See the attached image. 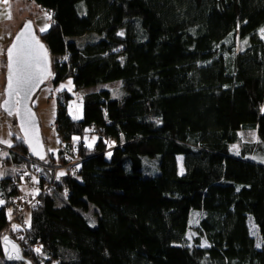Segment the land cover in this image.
<instances>
[{"label":"trees","instance_id":"1","mask_svg":"<svg viewBox=\"0 0 264 264\" xmlns=\"http://www.w3.org/2000/svg\"><path fill=\"white\" fill-rule=\"evenodd\" d=\"M33 1L55 22L41 37L62 58L50 83L122 92L86 94L80 120L58 92L57 154L45 161L14 139L0 157V240L31 264H264V164L253 161L264 154V0ZM73 142L76 175L12 228L26 170L49 182L46 166L65 164ZM157 156L158 174L143 175L142 158ZM0 264L24 263L0 249Z\"/></svg>","mask_w":264,"mask_h":264},{"label":"rangeland","instance_id":"2","mask_svg":"<svg viewBox=\"0 0 264 264\" xmlns=\"http://www.w3.org/2000/svg\"><path fill=\"white\" fill-rule=\"evenodd\" d=\"M84 14V10L79 12ZM10 16V18H9ZM50 16L47 12L43 11L33 0H0V103L3 100V86L4 76L1 72V68L6 65L5 52L9 44L11 43L15 33L19 28L27 21H31L35 27L36 34L39 38L44 36L53 25V22L49 23ZM59 27L64 30L65 36H69L68 30H66L59 22ZM43 29V30H42ZM62 60L61 57H53L52 62ZM120 87L119 82L109 83L104 86L92 87L79 92L74 91L73 83L70 79L65 80L56 86L50 82L45 84L37 93L32 101V106L36 110V114L39 120L42 138L45 143V150L49 154H57L58 139L55 134V130L52 128V122L55 117L56 111V94L60 91H67L71 95V99L68 102V111L70 116L74 120H80L83 112V97L86 94L96 93L101 90L113 91V98H118L121 95L120 91L115 92ZM15 138H20V134L15 126L14 121L7 117L0 109V156H7L5 148H11ZM240 138L242 142H254L257 141L255 132H241ZM84 141L91 148L97 142V135H86ZM11 145V146H9ZM159 157L142 158V173L145 176H154L159 172ZM253 161L257 164H264V154H257L253 157ZM60 167V166H56ZM179 172H183L181 159L178 162ZM7 173L5 169L0 170V173ZM59 173V172H58ZM57 174V172H56ZM44 180V178H41ZM45 182V180H44ZM44 184L40 185V188ZM25 192L37 195V189L31 190L29 186L22 188ZM10 219L13 222V216L10 214ZM17 223H12V228L17 227ZM95 225L92 224V226ZM250 232L252 237L256 241L257 247H260L261 241L257 227L252 222L249 223Z\"/></svg>","mask_w":264,"mask_h":264},{"label":"water","instance_id":"3","mask_svg":"<svg viewBox=\"0 0 264 264\" xmlns=\"http://www.w3.org/2000/svg\"><path fill=\"white\" fill-rule=\"evenodd\" d=\"M26 25H30V27H26ZM21 33H23V36H20ZM18 36H20L19 40L17 39ZM13 44L17 45V49H19L22 45H30L32 54L38 58L39 68L45 70L44 79L32 87L31 91L27 92V94L24 92H21L20 94H16L15 92L9 94L10 89L8 87V78L10 73L8 68L9 58L7 50L11 48ZM37 45H41L42 49ZM44 53H46V57ZM5 56L6 65L4 72L3 100L0 103V109L7 117L14 121L20 137L28 149L29 155L37 161L45 160L47 153L41 134L39 120L36 110L32 106V101L39 90L51 80L53 65L52 56L50 55L43 40L37 36L35 27L31 21L25 22L15 33L11 43L6 49ZM13 71H15V63H13ZM0 249L2 257L7 262H22L24 264H31L22 256L19 245L8 235H5L0 240ZM9 256L13 258L10 259Z\"/></svg>","mask_w":264,"mask_h":264},{"label":"built area","instance_id":"4","mask_svg":"<svg viewBox=\"0 0 264 264\" xmlns=\"http://www.w3.org/2000/svg\"><path fill=\"white\" fill-rule=\"evenodd\" d=\"M53 22V25H55V22L52 17L49 19V23ZM50 23V24H51ZM59 148L65 152L66 150V145L60 144ZM76 148V142H73L70 147H69V154L65 153V158L67 162L63 164L60 167L56 166H51L48 170L52 172L50 181L47 182V179L42 173H32L30 170H26L24 173L25 178L23 183V188L25 186H29L31 190L37 189V195L39 193H49L52 189V184L58 180L59 173L62 172L64 173H69L71 176L76 175V169L77 166L82 162L81 158L77 157H72V152ZM7 152H12L10 149L7 150ZM57 172V174H56ZM41 178H44L42 180ZM14 183H18L17 180L14 181ZM44 184L43 187L40 188V185ZM37 195H32L30 193L25 192L23 189L18 193V195L15 198V210H14V215H13V222L17 223L18 225L22 226L24 224L25 218L27 216V213L30 212L33 208H36L38 205V197Z\"/></svg>","mask_w":264,"mask_h":264},{"label":"snow or ice","instance_id":"5","mask_svg":"<svg viewBox=\"0 0 264 264\" xmlns=\"http://www.w3.org/2000/svg\"><path fill=\"white\" fill-rule=\"evenodd\" d=\"M26 27H30V25H26ZM261 31L262 35H264V29ZM20 36H23V33H21ZM20 36L17 37L18 40L20 39ZM37 46L42 49L41 45ZM7 54L9 58L8 68L10 73L8 78V87L10 89L9 94H12L13 92L16 94H20L21 92L27 94V92L31 91L32 87L44 79L45 70L39 68L38 58L32 54L30 45H22L17 49V45L13 44L12 47L7 50ZM44 55L46 57V53H44ZM13 63H15V71H13ZM61 175H63V173H61ZM37 251H39V249H37ZM9 258L11 259L13 257L9 256Z\"/></svg>","mask_w":264,"mask_h":264},{"label":"bare ground","instance_id":"6","mask_svg":"<svg viewBox=\"0 0 264 264\" xmlns=\"http://www.w3.org/2000/svg\"><path fill=\"white\" fill-rule=\"evenodd\" d=\"M40 39H41V38H40ZM52 58H53V57H52ZM49 82H50V81H49ZM52 127H54V125H52ZM44 144H45V143H44ZM8 149L11 150V148H8ZM8 149H7V150H8ZM5 150H6V148H5ZM7 150H6V151H7ZM11 151H12V153H16V152L13 151V150H11ZM18 155H20V154H18ZM30 157H31V156H30ZM31 158H32V157H31ZM46 158H47V157H46ZM32 159H34V158H32ZM34 160H35V159H34ZM45 160H46V159H45ZM45 160H41V162H42V161H45ZM35 161H37V160H35ZM39 162H40V161H39ZM61 173H62V172H59V176L61 175ZM58 179H59V178H58ZM47 182H48V181H47Z\"/></svg>","mask_w":264,"mask_h":264},{"label":"crops","instance_id":"7","mask_svg":"<svg viewBox=\"0 0 264 264\" xmlns=\"http://www.w3.org/2000/svg\"><path fill=\"white\" fill-rule=\"evenodd\" d=\"M2 68H3V67H2ZM2 68H1V72H2V74H3V76H4V73H3V71H2ZM3 87H4V86H3ZM7 149H8V148H6V150H7ZM6 152H7V151H6ZM7 154H9V153L7 152ZM0 157H2V156H0ZM5 169H6L7 171L9 170L8 168L0 167V170H3V171H4ZM2 173H3V172H1L0 175H1Z\"/></svg>","mask_w":264,"mask_h":264}]
</instances>
